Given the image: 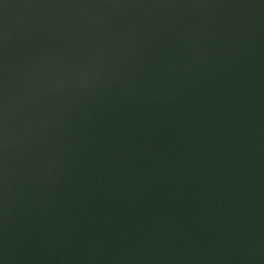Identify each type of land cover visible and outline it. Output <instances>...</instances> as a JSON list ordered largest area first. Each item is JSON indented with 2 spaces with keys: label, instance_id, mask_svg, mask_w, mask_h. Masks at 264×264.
<instances>
[{
  "label": "water",
  "instance_id": "1",
  "mask_svg": "<svg viewBox=\"0 0 264 264\" xmlns=\"http://www.w3.org/2000/svg\"><path fill=\"white\" fill-rule=\"evenodd\" d=\"M0 264H264V0H0Z\"/></svg>",
  "mask_w": 264,
  "mask_h": 264
}]
</instances>
